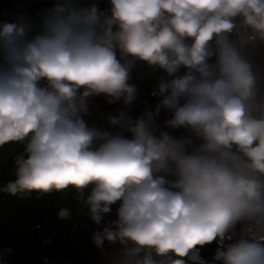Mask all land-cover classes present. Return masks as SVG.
Wrapping results in <instances>:
<instances>
[{"label": "clouds", "instance_id": "9594fccd", "mask_svg": "<svg viewBox=\"0 0 264 264\" xmlns=\"http://www.w3.org/2000/svg\"><path fill=\"white\" fill-rule=\"evenodd\" d=\"M109 3L56 0L38 23H0V146L26 141L2 190L72 186L98 226L119 202L92 235L119 243L115 264H264V0ZM137 61L165 74L159 102L89 125L92 97L132 105ZM162 110L190 135L159 130Z\"/></svg>", "mask_w": 264, "mask_h": 264}, {"label": "built area", "instance_id": "2783aa9c", "mask_svg": "<svg viewBox=\"0 0 264 264\" xmlns=\"http://www.w3.org/2000/svg\"><path fill=\"white\" fill-rule=\"evenodd\" d=\"M95 2L101 10L110 8L109 0H89L86 4ZM56 0H0V23L12 22L18 15L39 22L40 14L46 8H51ZM83 4V3H82ZM257 65L264 69V48L252 53ZM183 72V69H181ZM165 74L160 69L153 70L145 62L137 61L131 73L130 80H140L147 86L138 91L132 105L125 108L123 102L110 104L103 95L89 99V114L84 117L89 125L108 126L107 118L123 109L133 118L139 117L148 108H153L161 97L153 96L158 78ZM171 113L162 110L156 117L155 123L159 130L168 131L176 138L190 135L183 127L171 129L165 124ZM125 136H131L125 132ZM198 142V141H194ZM25 142H11L0 146V164L7 171L15 170V159L24 153ZM78 199L83 201L81 195ZM119 202L112 206L110 214H106L101 224L96 225L89 217V208L83 204L82 211L70 213L69 218L58 227L48 225L36 215L16 209L9 214L11 230L6 236L0 237V264H115L119 255V243L105 241L103 248H98L92 240L95 230L102 229L106 221L116 219ZM59 230H68L76 234L77 241L58 244L56 235ZM216 243L205 245L201 256L211 262L216 250Z\"/></svg>", "mask_w": 264, "mask_h": 264}, {"label": "rangeland", "instance_id": "374dc122", "mask_svg": "<svg viewBox=\"0 0 264 264\" xmlns=\"http://www.w3.org/2000/svg\"><path fill=\"white\" fill-rule=\"evenodd\" d=\"M89 0H81V3L86 4ZM129 83L135 84L138 91L147 86V83L140 80H130ZM155 107V106H154ZM153 107V108H154ZM11 143V142H9ZM16 179L15 170L7 172L0 164V200L3 202L5 215L0 216V224L4 230L10 227L9 223H6V218L9 209L12 207H19L29 213L36 215L43 219L48 225L58 227L66 221L67 218H60L58 215L61 209H67L69 213H78L83 209V201L78 199L80 195L78 191L69 186L62 191H53L51 193H40L37 191L30 192H18L15 195L10 194L2 189L9 181ZM90 193V188L84 190V196L86 197ZM9 211V212H8ZM9 216V215H8ZM78 236L68 230H59L56 235V243L63 244L78 240Z\"/></svg>", "mask_w": 264, "mask_h": 264}, {"label": "crops", "instance_id": "0c3cea01", "mask_svg": "<svg viewBox=\"0 0 264 264\" xmlns=\"http://www.w3.org/2000/svg\"><path fill=\"white\" fill-rule=\"evenodd\" d=\"M4 169V168H3ZM5 171H7L6 169H4ZM12 171H14V170H12ZM12 171H7V172H12ZM6 209V207L5 206H3V202H2V200H0V216H2L3 217V215H5L6 213H4V210ZM16 209H20L19 207H12L11 209H9V211L10 212H13V211H15ZM21 210H23V209H21ZM8 211V212H9ZM23 211H25V210H23ZM10 212L8 213V215L10 214ZM3 214V215H2ZM7 215V218H6V223H9V219H8V216ZM9 225H10V223H9ZM10 230H11V227H8L7 228V230H4L2 227H1V224H0V237H2V236H6L7 234H9V232H10Z\"/></svg>", "mask_w": 264, "mask_h": 264}]
</instances>
